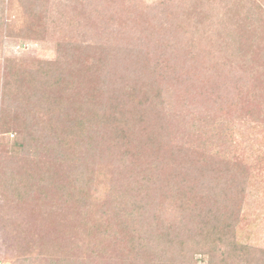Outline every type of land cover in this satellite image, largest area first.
I'll list each match as a JSON object with an SVG mask.
<instances>
[{
	"label": "rangeland",
	"instance_id": "obj_1",
	"mask_svg": "<svg viewBox=\"0 0 264 264\" xmlns=\"http://www.w3.org/2000/svg\"><path fill=\"white\" fill-rule=\"evenodd\" d=\"M183 1L0 0V264H224L228 243L234 239L264 250V97L253 116L242 117L239 111L240 93L255 86L261 87L260 95L264 93V67L259 64L264 20L256 14L261 0H224L230 17H221L222 0L208 2L218 7L216 25L221 18L228 24L239 20L255 31L249 45L239 41V53H223L221 58L226 74L232 73L229 67L236 69L230 85L219 81L227 94L226 88L232 90L233 96L224 105L233 116L218 117L228 123L231 137L227 143L211 138L222 143L227 158L220 156L222 152L205 162L208 156L202 154L212 150L209 145L202 154L186 153L178 163L182 171L194 176L182 185L189 184L184 190L187 197L200 205L204 196L200 191L192 193L193 188L201 187L202 177L219 171L214 177L222 196L219 199L214 191L209 192L201 211L207 212L218 200L227 209L235 207L228 213L234 223L230 228L225 224L222 233L227 238L219 242L214 235L201 249L180 256L177 263L162 259L163 244L140 260L141 242L149 240L118 216L116 204H109L112 182L125 178L120 174L126 162L118 153L114 157L119 163L105 153L127 126L120 112L122 99H113L116 102L107 106L108 99L97 92L107 70L103 53L106 48L120 50L121 61L114 67L119 77L120 64L134 62L142 67L134 76L124 70L134 81L131 92L146 99L145 91L137 87L138 78L148 73L152 83L153 70L159 74L165 70L163 55L153 50L158 47L150 43L152 39H162L168 53L177 39L182 45L187 42L170 23L182 18ZM174 10L177 15L172 18ZM99 38L106 39L96 41ZM244 68L250 74L243 75ZM157 85L162 95L170 86L163 78ZM196 92L181 91L172 98L174 113L169 122L178 129L179 146L187 150L195 149L188 142L189 133L213 117L209 116L213 111L199 103ZM100 100L106 102L102 113L93 106L102 104L96 102ZM76 121L83 122L82 130ZM17 135L25 149L16 144ZM182 202L186 200L176 203L177 209ZM174 214L170 209L163 217Z\"/></svg>",
	"mask_w": 264,
	"mask_h": 264
},
{
	"label": "trees",
	"instance_id": "obj_2",
	"mask_svg": "<svg viewBox=\"0 0 264 264\" xmlns=\"http://www.w3.org/2000/svg\"><path fill=\"white\" fill-rule=\"evenodd\" d=\"M209 1L213 0H184L181 13H178L182 18L170 20L174 27H171V29L179 31L180 35H185L187 41L185 45H182L177 39L173 50L168 53L161 45L162 39L154 37L150 42L158 47L153 50L163 55L165 70L163 74L157 73L158 69L153 70L156 74L151 79L152 83H149L148 73H142L143 78H138L140 83H137V87H139V90L145 91L144 96L146 99L144 100L138 99L136 94L131 92L134 81L129 79L127 72L124 70L129 69L134 76L135 72L142 71V67L136 66L134 62L120 64L121 74L119 77L114 67L117 62L121 61H119L121 59L120 50L106 48L107 51L103 53V57L107 60L105 62L107 63V70L105 73L103 67L105 76L97 86V92H101L100 95L108 99L107 106H111L116 102L113 99H122L119 104L121 106L120 112L122 113V122L126 123L127 126L117 139L111 143V146L107 147L105 153L109 158H113L118 153L120 160L126 162V164L122 163L125 169L120 174L125 178L120 181L113 180L112 182L110 193L113 196L111 195L109 204H116L118 216L122 220L124 219V222L129 220L133 227H138L149 240L148 242H151H141L142 255H139L140 260L149 257L151 253L153 254L154 250L152 249L154 246L163 244L166 248L161 249L162 259L166 262L177 263L180 256V258H183L187 253L201 249V245L208 244V241L215 237L214 235L218 239L220 238L219 242H222V239L227 238L222 234L225 231V224L230 228L234 223L232 216L228 213L232 209L235 210V207L231 206L227 209L224 201L220 202L221 200H218V202L212 203L208 207V211L203 214L201 211V208L204 207L203 202L208 198L209 192L214 191L219 199L222 196V189H217L220 187L217 184L219 180L216 182L214 177L219 171H212L202 177L205 180L201 187L193 188L192 193L196 195L200 191L204 196L203 201H201L202 205H200L197 203L198 200L195 201L187 197V192L184 190L187 191L189 184L182 185V182H188L194 176L191 177L190 173L187 172L189 170L182 171L180 164H178L182 162L186 153L194 154L199 151L202 154L203 147H209V145L212 146L209 147L212 150H209L207 154H202L204 158L208 156L205 162L222 152L224 153L220 156L227 158L228 155L220 144L228 142L231 137L230 128L225 120L219 121L221 118L218 119V117L229 118L233 116L227 109L229 106L224 105V101L231 99L233 96L232 90L226 88L227 94L223 85L232 83L235 79L236 69L229 67L227 70L232 71V73L226 74V67H222L221 58L223 53H229L230 55L239 53V41L249 45V40H252L255 31L251 24L240 23L239 20H235L236 22L229 23V25L227 21L221 18L218 25H216L215 18L218 7H215V5L208 6ZM237 1L240 0L233 2ZM222 2L225 4L221 17H230L232 14L228 11L230 8L227 6L226 1L222 0ZM259 3H261V7L259 13L256 11V14H258V18L264 20V0L259 1ZM171 14L170 16L174 18L177 11L174 10ZM261 27L264 28V25H261ZM256 35L259 36L258 31H256ZM105 39L99 38L96 41ZM103 45L108 47L105 42H103ZM100 47L103 48L99 45L98 48ZM260 48L263 57H261L262 62L259 61V64L264 67V51L262 50L264 46ZM101 64H103L102 59ZM259 64L257 66L260 68ZM49 65H53V62H50ZM242 71L243 75L250 74L244 72L245 68ZM223 75L226 78L221 80ZM160 78H163L170 85L168 90L165 89L164 95L161 94L160 86L157 85ZM219 81H222L223 85H220ZM195 89H197L196 94L198 93L199 103L206 106L207 109L210 108L213 115L210 114L209 116L213 117L207 118L206 126L204 125L202 128L197 125L195 132L191 131L189 133L188 142H191L190 145L194 144L195 149L187 150L179 146L176 139L178 129L169 122L172 116L171 113H174L172 98L175 99L178 96L177 93L181 91L193 94ZM260 91H262L261 87L255 86L248 93H240L242 107L239 108V111L243 112L242 117L245 115L253 116L255 107L259 104L260 99L264 97V93L259 94ZM190 96L189 98H191ZM206 96L207 100L203 99ZM197 102L195 101L193 104L195 105ZM105 103L102 101V104L99 103V105L93 106L102 113L104 106H106ZM126 103V108L122 109ZM76 125L82 130V121H76ZM211 136L223 140V142L218 143ZM18 138L17 135L16 144L19 142ZM18 146L25 149L24 143ZM217 148L219 154L216 151ZM115 160L118 163L120 162L116 158ZM211 184H215V186ZM183 199L186 202H182L177 209L176 203ZM164 200L168 202L166 206ZM170 209L175 214L172 217L164 218L163 216ZM154 223L157 228L155 232L153 231V229H156ZM228 244L226 260L231 261V264H264V250L254 248L249 244H242L235 239ZM203 250L208 249L203 248ZM226 260H224V264Z\"/></svg>",
	"mask_w": 264,
	"mask_h": 264
}]
</instances>
